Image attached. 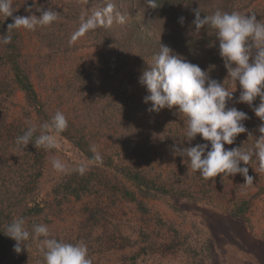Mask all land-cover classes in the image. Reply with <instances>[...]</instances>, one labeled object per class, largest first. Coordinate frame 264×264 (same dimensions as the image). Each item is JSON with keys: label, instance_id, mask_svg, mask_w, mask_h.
<instances>
[{"label": "trees", "instance_id": "trees-1", "mask_svg": "<svg viewBox=\"0 0 264 264\" xmlns=\"http://www.w3.org/2000/svg\"><path fill=\"white\" fill-rule=\"evenodd\" d=\"M254 1L157 0L159 7L151 9L148 8L147 0H42L36 2L35 7L56 11L58 19L49 26L38 27L33 33L41 43L51 47L55 55L61 51L66 54L76 48L66 31L67 24L82 23L112 3L115 13L125 16V23L114 21L111 26H98L87 31V34L92 35V40L99 46L113 44L118 48L114 59L120 61L119 70L127 84L126 91L136 84L144 88L138 83V77L151 65L160 44L172 49V54H179L202 70H208L212 79L223 82L229 90L230 82L219 56L214 30L205 26L199 35L195 34L192 24L194 10L199 9L201 17L211 15L217 9L243 15ZM26 3L31 5L30 0L25 2V7ZM13 7L16 10L12 17L0 16V36L11 34L12 37L10 43L0 44V264H43L39 251L33 259L27 256L30 249L37 245L31 238L25 242L19 254L14 253L16 242L3 233L5 225L14 218L23 217L30 232L34 224L42 223L49 227L51 215L60 211L61 206L70 201H81L90 195H107L114 202H127L135 208L146 227H149L150 221L152 223L153 229L150 231L145 227L140 228L137 236L139 240L120 233L116 241L119 243L118 249L133 250L121 256L120 264H145L148 258L167 251L181 252L194 258L200 256L203 261L201 256L205 253L197 251L187 236L182 237L171 223L161 218L158 212L152 211L149 202L175 197L194 202H215L217 205L226 203L232 218L245 221L256 200L264 196V180L257 173L253 185L245 186L240 174L230 177L219 174L204 180L199 172H193L187 159L172 154L173 146L190 147L206 141L199 134L190 143L184 140V122L179 114H174L175 107L163 109L161 114L158 113L161 119L158 117L154 121L160 131L163 129L161 136L156 133V138H152L150 126L118 123L112 138L107 127L110 128L115 119L126 120L128 117H125V113L130 104L126 92L124 94L118 88L100 97L102 101L104 99L105 105L100 102L96 109L86 106L75 109L72 119L68 120L67 129L61 134L89 162L86 171L83 174L72 171L75 166L66 173L59 172L51 177L45 175L46 160L51 159L57 150L34 147L30 143L20 151L15 145L16 138L23 135L30 125L37 128L34 143L35 136L40 134V126L50 120L54 111L50 108L51 99H43L37 90L43 74L42 65L31 64L25 58L20 28L7 30L8 24L13 23V17L20 16L17 2ZM34 15L39 16L40 13L34 11ZM256 16L259 22L264 23L263 14ZM180 17H184L183 25L178 22ZM79 74L80 81L85 76ZM84 82L80 81V84ZM93 83L94 80L87 76L88 86L82 89L87 88L88 93L95 96L97 89ZM18 94L22 96L23 102L14 112ZM259 102L257 97L253 107ZM138 104L137 101L134 103L135 106ZM237 104V109L249 117L243 121L247 131L239 134L234 144L225 145V148L241 147L246 150L253 146L255 138L260 135L257 129L261 121L255 116L252 107L246 103ZM104 108L114 110L115 116L111 117L107 112L97 113L98 109ZM101 136L113 140L115 149L105 148L100 153L102 162H96L92 159L94 153L91 147L99 148L98 139ZM163 162L167 164L166 167H163ZM255 165L252 162L248 166L250 176ZM48 185L50 188L43 196L42 192ZM86 210L87 216L82 221L85 227L82 237L88 243L90 233L97 229L101 218L107 216L99 208L93 210L87 207ZM49 232L51 238L61 241L59 234Z\"/></svg>", "mask_w": 264, "mask_h": 264}, {"label": "clouds", "instance_id": "clouds-1", "mask_svg": "<svg viewBox=\"0 0 264 264\" xmlns=\"http://www.w3.org/2000/svg\"><path fill=\"white\" fill-rule=\"evenodd\" d=\"M147 4L151 9L159 7L157 0H147ZM32 6H36V0H33ZM15 10L12 0H0V16L12 17ZM26 11H30V8ZM36 12L40 15L13 17V23L8 24L7 30L23 28L35 31L58 19V13L50 8L42 10L37 6ZM194 16L192 24L195 34L199 35L205 26L214 30L219 56L234 90L229 91L223 82L212 79L208 70H202L179 54H172V49L160 44L151 65L138 77V83L147 93L143 102H150V107L146 109L150 113L175 107L174 114H179L184 122V140L190 143L199 134L206 141L190 147L173 146L172 154L187 159L193 172H199L204 180L219 174H223V177L240 174L243 184L252 186L254 177L248 174L249 164L254 162L257 171L264 172V23L259 22L255 13L242 15L220 9L203 17L199 9H195ZM114 21L124 24L126 18L115 13L114 5L108 3L81 23L78 34L82 35L98 26H111ZM178 22L183 25L184 17H180ZM11 39V34L0 36V44L6 45ZM237 85L240 91L236 103H246L252 107L255 116L261 121L257 129L260 135L255 138L253 146L246 150L241 147L225 148V145H233L236 137L247 131L243 124L249 119L247 113L234 106L227 107L228 102L233 100ZM257 97L260 102L253 107ZM67 127L66 116L56 111L49 121L40 126V134L35 136L34 143L37 128L30 125L23 135L16 138L15 145L20 151L30 143L34 147L54 149ZM91 151L94 153L92 159L102 162V156L95 146L91 147ZM51 163L58 172L70 171L59 159H53ZM72 171L83 174L86 165L81 164ZM3 233L16 242L13 250L17 254L30 238L36 241L43 264H92L84 242L73 244L51 238L45 224H34L30 232L25 226V219L17 217L5 225Z\"/></svg>", "mask_w": 264, "mask_h": 264}, {"label": "rangeland", "instance_id": "rangeland-1", "mask_svg": "<svg viewBox=\"0 0 264 264\" xmlns=\"http://www.w3.org/2000/svg\"><path fill=\"white\" fill-rule=\"evenodd\" d=\"M26 1L29 2V0ZM30 1L31 5L26 3L25 7L24 0H12L14 6L17 2L22 17L30 14L34 15L36 7L32 6L33 0ZM38 1L41 2L42 0H36V2ZM29 8L30 11H26ZM243 13H255V15L261 13L264 15V0H255ZM80 25L81 21L68 23L66 28L69 37L72 39V45H76V48L71 49V52L67 51L66 54L61 51L56 55L51 52V47L39 41L33 33L34 31L20 28L25 58L31 64L39 63L42 65L43 74L40 78V84L37 86L41 97L43 99L49 97L51 99V110L54 113L55 111H61L67 120H71L75 109L83 106L96 109L97 104H100V102L105 105L104 99L102 101L100 97H104L107 93L118 88L120 92L124 91V94L126 92L130 104L128 111L125 113L127 115L125 117L128 118L122 121L115 119L114 124L110 125V128L107 127L110 129L112 138L118 125L126 123V126L128 124L141 127L150 126L152 133L149 134L152 138H156V133H160L161 136L163 129L160 131V128L154 125V121L158 117L161 119L160 114L163 109L159 112L160 114L148 112L146 109L150 107V102L148 104L143 102L145 89L137 84L126 91L127 84L122 79L119 70L120 61L114 59L118 48L116 49L113 44L102 46L95 44L92 35L87 34V32L82 35L78 34ZM79 73L85 76L80 80L81 82L85 81L83 85L78 80ZM87 76L94 80L92 85L96 86L97 89L95 96L89 94L87 88L86 90L82 89L83 86H88L86 85ZM229 86V91L234 90L231 84ZM75 89H78V91H75ZM239 91V85H237L236 91L233 93L235 97L229 102L228 107L234 106L237 108L236 98L239 96ZM98 99L100 100L97 102ZM15 100L18 107H14V112L23 102L22 96L19 94L15 97ZM136 101L139 103L137 106L134 105ZM98 112H107L111 117H114L116 113L109 108L98 109ZM98 141L100 143L97 149L99 153L107 147L115 149L112 146L113 140H106L101 136ZM55 149L57 150L55 155L46 160L45 175L51 177L59 173L52 167L51 161L53 159L61 160L70 170L79 164L88 165L89 163L70 142L61 136ZM166 165L163 162V167H166ZM257 173L264 180V172H258L255 165L252 172L254 180L258 176ZM49 188V185L45 188L42 192L43 196ZM149 206L152 211L158 212L161 218L171 223L182 237L187 236V239L189 238L191 245L197 251L202 250L205 254L201 256L203 260L201 261L200 256L194 258L181 252L167 251V253H157L148 258L145 264H264V196L256 200L245 221L232 218L228 209H226V203L217 205L215 202H194L167 197L159 201H151ZM87 207L93 210L99 208L107 216V218H101L97 229L90 233L88 243L84 241L85 237H82L85 231L82 221L87 216ZM50 218H52V223L48 227L49 231L54 235L59 234L62 242H84L90 246L87 247L92 264H120L122 255L133 252L130 248L118 249L119 243L116 241L120 233L129 236L133 240H139L137 236L140 228L145 227L149 231L153 229L151 221L149 227H146L145 222H142L141 217L131 204L124 201L114 202L107 195L101 197L90 195L81 201H70L68 204L61 206L60 211L52 214ZM165 234L169 236L167 232ZM38 251L36 245L30 249L27 256L33 259Z\"/></svg>", "mask_w": 264, "mask_h": 264}]
</instances>
